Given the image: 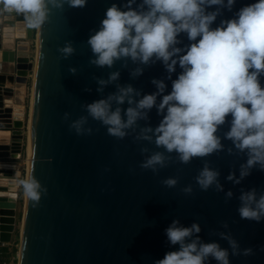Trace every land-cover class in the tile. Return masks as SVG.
<instances>
[{"label": "water", "instance_id": "obj_1", "mask_svg": "<svg viewBox=\"0 0 264 264\" xmlns=\"http://www.w3.org/2000/svg\"><path fill=\"white\" fill-rule=\"evenodd\" d=\"M255 2L236 0L232 11L224 9L212 27ZM114 3L124 10L127 0H87L83 8L65 5L63 12L54 10L48 22L38 29L34 60L30 56L24 17L1 29L0 62L5 66L0 73V243L11 242L17 225L21 187L18 181L22 172L12 161L22 156L26 91L29 77L35 72L27 179L35 177L48 191L36 207L24 195L18 264H155L166 253L178 250L165 234L177 219L184 226L199 223L202 229L199 235L204 242H217L231 251L227 241L217 235L230 231L242 250L253 249L252 256H230V264H264V220L241 219L237 211L241 189L264 192V171L259 167L253 169L240 185L226 179L233 170L239 177V166L245 162V156H230L224 151L193 159L189 165L174 162L157 175L139 167L144 159L142 147L150 152L162 151L154 144L137 143L134 135L118 140L91 119L88 126L93 128V134L77 136L63 120L65 112L71 113L73 120L87 115L82 105L101 98L93 77L107 79L109 72L120 71L119 83L132 84L142 93L151 94L156 91L151 81L167 76L161 63L146 67L137 79L130 77V70L135 67L130 62L127 69L121 62L112 69L90 65L92 53L86 42L93 30L99 29L107 8ZM209 10H215V6ZM6 38H12V42H6ZM178 39L182 41L179 47L190 44L186 34ZM67 41L73 43L76 53L65 60L58 48ZM71 67L78 70L76 75L69 72ZM180 72L177 66L173 79ZM165 82L170 92L171 81ZM260 83L264 87V76L260 77ZM86 88L91 92L85 91ZM115 90L109 86L105 95ZM123 107L126 109L128 105ZM161 119L153 108L149 121L140 124L156 127ZM227 130L226 123L220 135ZM223 143L225 148L231 147L230 141ZM172 155L175 161V154ZM206 161L220 171L224 193L214 188L204 192L196 184L194 178ZM177 176L176 188L169 189L161 183ZM188 185L193 187L191 196L181 191ZM229 190L234 197L226 201L225 193ZM224 222L229 229L222 227ZM206 264L217 262L210 259Z\"/></svg>", "mask_w": 264, "mask_h": 264}, {"label": "clouds", "instance_id": "obj_2", "mask_svg": "<svg viewBox=\"0 0 264 264\" xmlns=\"http://www.w3.org/2000/svg\"><path fill=\"white\" fill-rule=\"evenodd\" d=\"M86 4L87 0H0V13L22 15L29 29H40L54 10L63 12L65 5L83 8ZM235 4L236 0H140L139 4L137 0H127L124 10L112 4L99 29L93 30L86 42L92 53L90 65L112 69L121 62L127 69L130 62L135 65L130 77L137 79L146 67L161 63L167 76L151 81L156 89L151 94L142 93L132 84L119 83L120 71L109 72L107 79L93 77L101 98L83 104L87 115L78 119L73 120L72 114L65 112L63 120L69 130L77 136H90L91 119L118 140L134 135L137 143L154 144L162 151L150 152L142 147L144 159L139 167L157 175L174 162L189 165L193 159L224 151L230 156L246 157L239 166V177L233 170L226 178L234 185H240L257 167L264 171V87L260 83L264 76V0L242 7L233 18L213 28L223 10L232 11ZM214 6L215 10L210 11ZM181 34H186L190 44L178 46ZM58 52L67 60L76 49L67 41ZM177 66L181 72L173 79ZM77 71L69 68L73 75ZM165 80L171 81L170 92ZM109 86L116 90L105 95ZM153 108L162 117L159 124L141 126V121H149ZM226 123L228 130L221 136ZM224 140L230 141L231 147L225 148ZM219 177L220 171L206 161L194 179L201 191L214 188L224 193ZM18 183L34 207L39 206L42 195H47V188L35 177ZM161 183L173 189L179 177H168ZM181 191L191 196L193 187L188 185ZM233 197L231 190L225 193L226 201ZM238 199L241 219L264 220V192L241 189ZM222 227L229 229V224L224 222ZM201 231L199 223L184 226L174 220L165 234L178 250L166 253L155 264H206L210 259L230 264V256L254 255L252 248L242 250L230 231L217 235L227 241L231 251L217 242H204Z\"/></svg>", "mask_w": 264, "mask_h": 264}, {"label": "rangeland", "instance_id": "obj_3", "mask_svg": "<svg viewBox=\"0 0 264 264\" xmlns=\"http://www.w3.org/2000/svg\"><path fill=\"white\" fill-rule=\"evenodd\" d=\"M32 30V29H31ZM31 30H29V34H31ZM37 29H34V35L33 36H29V41L32 43V48H31V52H30V56H31V60H34L35 59V56H36V50H37V45H38V39H37V42H35V33H36ZM37 43V45H36ZM32 78V76H31ZM32 79L29 80V84L27 86V91H26V103H25V110H26V114H25V117H26V120L28 121L27 122V127H28V123H29V118H30V112H31V104H32ZM28 129L27 128H24V147H23V152H22V156L20 159L16 160V161H12L16 164L17 168L22 172V177L19 178L20 179H27L26 176H27V169H28V152H27V147H28ZM23 211H24V194H23V189L22 187H20L19 189V200H18V205H17V221H18V218H19V223L17 222V225L18 226L16 229L18 231L21 230L22 228V218H23ZM15 229V230H16ZM5 252V251H4ZM4 252L0 253V254H4ZM7 252V251H6ZM13 254V252H12ZM14 256H15V260H12L11 257H10V260H9V257H6L7 259L5 260H9V262H11L10 264H18V257H17V253L15 252L14 253Z\"/></svg>", "mask_w": 264, "mask_h": 264}, {"label": "crops", "instance_id": "obj_4", "mask_svg": "<svg viewBox=\"0 0 264 264\" xmlns=\"http://www.w3.org/2000/svg\"><path fill=\"white\" fill-rule=\"evenodd\" d=\"M14 23L15 22H14L12 17H5L2 13H0V28L5 27V26H9V25H13ZM29 30H31V29H29L27 27V35H28V37L30 35L33 36L34 35V29L31 30V34H29ZM37 34H38V29H37V31L35 33V37H36L35 42H37V39H38V35ZM27 40L29 41V38H27ZM29 44H30V52H31L32 43L29 41ZM36 45H37V43H36ZM3 66H5V65H3ZM10 66H12V65H9V67ZM3 70H4V67H3ZM31 75H32V73H31ZM30 79H32L31 76L29 77V80ZM25 112H26V110H25ZM27 122L28 121L26 120V117H25V128H27ZM17 222L19 223V218H18ZM17 227L18 226H16V228ZM20 242H21V230L18 231L16 229L15 232L12 234L10 243H6V244L0 243V252H1L2 248H6L7 254L11 257L12 260H15L14 251L17 252V257H18L19 249H20ZM12 252H13V254H12ZM0 264H1V262H0Z\"/></svg>", "mask_w": 264, "mask_h": 264}, {"label": "built area", "instance_id": "obj_5", "mask_svg": "<svg viewBox=\"0 0 264 264\" xmlns=\"http://www.w3.org/2000/svg\"><path fill=\"white\" fill-rule=\"evenodd\" d=\"M5 17H12L13 18V20H14V22H19L20 20H17V18H21V17H23L22 15H19V14H16V13H2ZM1 29L2 28H0V33H1ZM4 64L2 63V62H0V73H2V71H3V66Z\"/></svg>", "mask_w": 264, "mask_h": 264}, {"label": "trees", "instance_id": "obj_6", "mask_svg": "<svg viewBox=\"0 0 264 264\" xmlns=\"http://www.w3.org/2000/svg\"><path fill=\"white\" fill-rule=\"evenodd\" d=\"M5 251V252H4ZM7 250H6V248H2L1 249V252L0 253H2V252H4V254H0V262H1V264H10V262H9V260H10V256L7 254V252H6ZM16 251H14V253H15ZM17 253V252H16ZM6 257H9V260H5V259H7Z\"/></svg>", "mask_w": 264, "mask_h": 264}, {"label": "bare ground", "instance_id": "obj_7", "mask_svg": "<svg viewBox=\"0 0 264 264\" xmlns=\"http://www.w3.org/2000/svg\"><path fill=\"white\" fill-rule=\"evenodd\" d=\"M6 42H12V38H6ZM35 71V70H34ZM32 76V80H33V84H32V87L34 88V78H35V72ZM33 88H32V95L33 96ZM31 116V112L29 114ZM29 128H30V118H29V123H28V147H27V152L29 151ZM27 178V176H26Z\"/></svg>", "mask_w": 264, "mask_h": 264}]
</instances>
